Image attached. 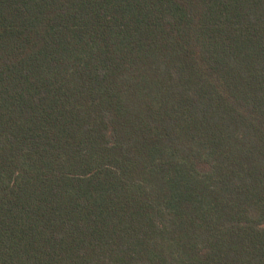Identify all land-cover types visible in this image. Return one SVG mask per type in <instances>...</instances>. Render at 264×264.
Returning <instances> with one entry per match:
<instances>
[{"label":"trees","instance_id":"16d2710c","mask_svg":"<svg viewBox=\"0 0 264 264\" xmlns=\"http://www.w3.org/2000/svg\"><path fill=\"white\" fill-rule=\"evenodd\" d=\"M0 264H264V0H0Z\"/></svg>","mask_w":264,"mask_h":264}]
</instances>
